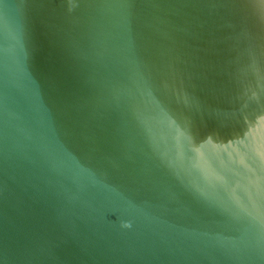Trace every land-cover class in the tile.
<instances>
[{
    "label": "water",
    "instance_id": "1",
    "mask_svg": "<svg viewBox=\"0 0 264 264\" xmlns=\"http://www.w3.org/2000/svg\"><path fill=\"white\" fill-rule=\"evenodd\" d=\"M0 264H264V0H0Z\"/></svg>",
    "mask_w": 264,
    "mask_h": 264
}]
</instances>
